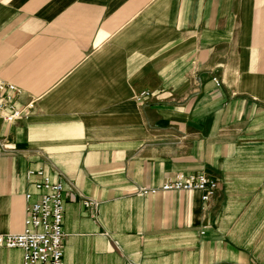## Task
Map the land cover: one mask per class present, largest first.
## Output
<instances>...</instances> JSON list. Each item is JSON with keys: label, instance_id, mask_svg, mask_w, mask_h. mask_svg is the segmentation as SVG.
<instances>
[{"label": "crops", "instance_id": "obj_1", "mask_svg": "<svg viewBox=\"0 0 264 264\" xmlns=\"http://www.w3.org/2000/svg\"><path fill=\"white\" fill-rule=\"evenodd\" d=\"M0 79L35 100L0 120V234L42 168L63 264H264V0H0ZM199 173L209 201L140 192Z\"/></svg>", "mask_w": 264, "mask_h": 264}, {"label": "built area", "instance_id": "obj_2", "mask_svg": "<svg viewBox=\"0 0 264 264\" xmlns=\"http://www.w3.org/2000/svg\"><path fill=\"white\" fill-rule=\"evenodd\" d=\"M147 93H141V96ZM21 90L10 82L0 79V120L14 123L33 109L35 100L29 99L22 105L17 101ZM34 192L25 194L27 206L24 228L19 233L0 234V247L18 248L22 251V264H63L64 215L63 185L53 180L42 168L26 173ZM217 189V181L205 173L178 174L168 179L159 188L142 189V194L158 190L197 191L202 201H209ZM84 206L95 209L97 203L84 201Z\"/></svg>", "mask_w": 264, "mask_h": 264}, {"label": "rangeland", "instance_id": "obj_3", "mask_svg": "<svg viewBox=\"0 0 264 264\" xmlns=\"http://www.w3.org/2000/svg\"><path fill=\"white\" fill-rule=\"evenodd\" d=\"M184 175H193V174H184Z\"/></svg>", "mask_w": 264, "mask_h": 264}]
</instances>
